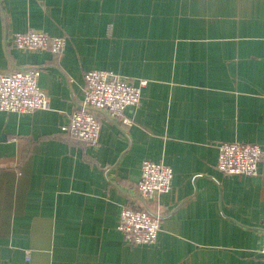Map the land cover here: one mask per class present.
I'll list each match as a JSON object with an SVG mask.
<instances>
[{"label": "crops", "instance_id": "obj_1", "mask_svg": "<svg viewBox=\"0 0 264 264\" xmlns=\"http://www.w3.org/2000/svg\"><path fill=\"white\" fill-rule=\"evenodd\" d=\"M31 29L63 53L8 45ZM25 67L49 109L0 112V264H264V161L216 169L219 144L264 143V0H0V74ZM92 70L147 82L96 146L66 130ZM144 160L173 178L145 206L156 242L135 246L117 228Z\"/></svg>", "mask_w": 264, "mask_h": 264}, {"label": "built area", "instance_id": "obj_2", "mask_svg": "<svg viewBox=\"0 0 264 264\" xmlns=\"http://www.w3.org/2000/svg\"><path fill=\"white\" fill-rule=\"evenodd\" d=\"M8 45L22 52L63 53L64 37H50L39 30L12 33ZM40 69L18 68L0 74V112L29 114L35 110H48L49 101L38 86ZM82 100L71 114L66 130L74 138L89 146H96L100 134L101 116L119 120L130 127L132 122L124 116L128 107L141 101L145 80L137 83L107 71L92 70L83 76ZM264 161V143H222L218 145L216 169L228 176H256L259 164ZM173 173L169 166L144 160L136 185L137 200L142 208H123L120 212L118 231L131 245L143 246L156 242L161 216L147 209L146 204L157 196L170 192ZM259 253L264 256V230L260 234ZM26 260H29L28 253Z\"/></svg>", "mask_w": 264, "mask_h": 264}, {"label": "bare ground", "instance_id": "obj_3", "mask_svg": "<svg viewBox=\"0 0 264 264\" xmlns=\"http://www.w3.org/2000/svg\"><path fill=\"white\" fill-rule=\"evenodd\" d=\"M67 41V40H66ZM84 87V86H83ZM150 203V202H149ZM142 206V205H141ZM151 246V245H150Z\"/></svg>", "mask_w": 264, "mask_h": 264}]
</instances>
